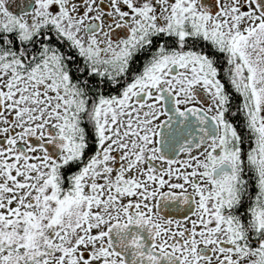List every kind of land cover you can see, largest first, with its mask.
<instances>
[{
    "label": "snow or ice",
    "instance_id": "obj_1",
    "mask_svg": "<svg viewBox=\"0 0 264 264\" xmlns=\"http://www.w3.org/2000/svg\"><path fill=\"white\" fill-rule=\"evenodd\" d=\"M0 264H264V0H0Z\"/></svg>",
    "mask_w": 264,
    "mask_h": 264
}]
</instances>
